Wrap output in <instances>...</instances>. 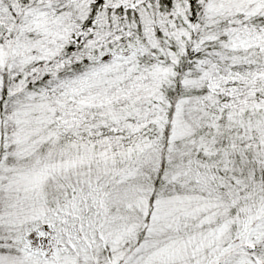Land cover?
I'll list each match as a JSON object with an SVG mask.
<instances>
[{
  "label": "snow or ice",
  "instance_id": "obj_1",
  "mask_svg": "<svg viewBox=\"0 0 264 264\" xmlns=\"http://www.w3.org/2000/svg\"><path fill=\"white\" fill-rule=\"evenodd\" d=\"M0 264H264V0H0Z\"/></svg>",
  "mask_w": 264,
  "mask_h": 264
}]
</instances>
